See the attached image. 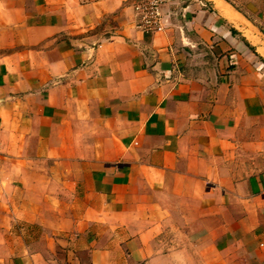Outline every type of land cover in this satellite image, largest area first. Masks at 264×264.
Masks as SVG:
<instances>
[{"label": "crops", "instance_id": "obj_1", "mask_svg": "<svg viewBox=\"0 0 264 264\" xmlns=\"http://www.w3.org/2000/svg\"><path fill=\"white\" fill-rule=\"evenodd\" d=\"M0 0V264H264V0Z\"/></svg>", "mask_w": 264, "mask_h": 264}, {"label": "built area", "instance_id": "obj_2", "mask_svg": "<svg viewBox=\"0 0 264 264\" xmlns=\"http://www.w3.org/2000/svg\"><path fill=\"white\" fill-rule=\"evenodd\" d=\"M172 1L174 0H138L134 5L137 26L145 32L160 30L163 27L160 7Z\"/></svg>", "mask_w": 264, "mask_h": 264}]
</instances>
